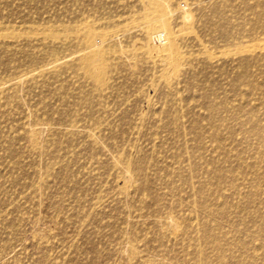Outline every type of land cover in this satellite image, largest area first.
I'll return each mask as SVG.
<instances>
[{
  "label": "rangeland",
  "instance_id": "obj_1",
  "mask_svg": "<svg viewBox=\"0 0 264 264\" xmlns=\"http://www.w3.org/2000/svg\"><path fill=\"white\" fill-rule=\"evenodd\" d=\"M0 264H264V0H0Z\"/></svg>",
  "mask_w": 264,
  "mask_h": 264
},
{
  "label": "bare ground",
  "instance_id": "obj_2",
  "mask_svg": "<svg viewBox=\"0 0 264 264\" xmlns=\"http://www.w3.org/2000/svg\"><path fill=\"white\" fill-rule=\"evenodd\" d=\"M161 12H163V13H165V11L164 10H162ZM129 30V29H128ZM90 38V37H89ZM88 38V39H89ZM105 39V38H104ZM102 41H104V40H102ZM95 42H97V41H95ZM99 42V41H98ZM103 43V42H102ZM92 44H93V42H92ZM101 45V44H100ZM103 45H104V43H103ZM91 46V45H90ZM97 46V45H96ZM103 51V50H102ZM87 52H89L91 55L90 56H88L87 57V61H88V63H89V66H91L92 64H93V62L94 61H101V58H102V52L101 51H99V49H97L96 47H94V48H92V49H90L89 51H87ZM107 57V56H106ZM176 64H177V62H175ZM78 64H81V63H78ZM176 64H173V67L176 65ZM77 65V64H76ZM108 65V64H107ZM178 65H176L175 67H176V70H177V68H179V67H177ZM80 67V66H79ZM98 72V75H99V79L101 80L102 79V75L104 74V66H103V64L101 65V68H100V71H97ZM182 75V74H181ZM104 76V75H103ZM102 84H104V83H102ZM97 85V84H96ZM101 85V84H100ZM97 92V91H96ZM96 123H97V120H96ZM96 125V124H95ZM147 169V168H146ZM130 173V172H129ZM128 175V174H127ZM130 176H132V175H130ZM173 176V175H172ZM124 177V176H123ZM122 177V178H123ZM133 177V176H132ZM131 177V179H133ZM126 177H124V179H125ZM130 178V177H129ZM123 179V180H124ZM127 179H128V177H127ZM122 180V179H121ZM131 181V180H130ZM125 183H127V182H125ZM130 183H132V182H130ZM128 184V183H127ZM126 185V184H125ZM129 185V184H128ZM180 204V203H179ZM136 213V212H135ZM182 215V214H181ZM170 216V215H169ZM171 218V217H170ZM159 219V218H158ZM161 219V218H160ZM166 221V220H165ZM159 222V221H158ZM171 222H173V221H171ZM170 222V223H171ZM178 223V222H177ZM176 223V224H177ZM178 225V224H177ZM173 226H176V225H173ZM161 227V226H160ZM174 229H175V227H174ZM174 229H173V231H174ZM177 229V228H176ZM178 229H179V226H178ZM178 229H177V233H178ZM164 230V229H163ZM165 233V232H164ZM163 233V234H164ZM173 233V232H172ZM173 235H175L174 233H173ZM125 236V235H124ZM126 237V236H125ZM124 237V238H125ZM129 239V238H128ZM127 244H128V240H127ZM129 246V245H128ZM125 247H126V245H125ZM125 247H123V248H125ZM127 248V247H126ZM126 248H125V251H126ZM129 248V247H128ZM132 250H136V248L134 247V249L133 248H131ZM124 251V252H125ZM128 251V250H127ZM130 253V252H129ZM131 254H132V252H131ZM134 254V253H133ZM134 256H135V254H134ZM129 257V256H128ZM137 257V256H136Z\"/></svg>",
  "mask_w": 264,
  "mask_h": 264
}]
</instances>
